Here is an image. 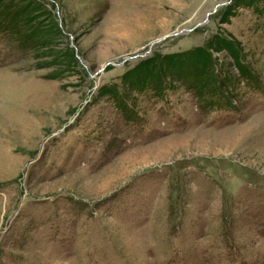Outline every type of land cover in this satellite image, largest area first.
Here are the masks:
<instances>
[{"label":"rangeland","instance_id":"rangeland-1","mask_svg":"<svg viewBox=\"0 0 264 264\" xmlns=\"http://www.w3.org/2000/svg\"><path fill=\"white\" fill-rule=\"evenodd\" d=\"M0 264H264V0H0Z\"/></svg>","mask_w":264,"mask_h":264},{"label":"trees","instance_id":"trees-1","mask_svg":"<svg viewBox=\"0 0 264 264\" xmlns=\"http://www.w3.org/2000/svg\"><path fill=\"white\" fill-rule=\"evenodd\" d=\"M219 42H222L223 43V47H221L222 49H224L226 52H228L229 56H234L235 58V63H234V66L238 69V70H242L244 71V69L247 67L243 64V59H244V56H243V53H242V50L241 48L237 47L235 44H232L231 42H227L225 41L224 39H219L218 40ZM228 45H232V47L228 46ZM194 62V61H193ZM180 63V62H179ZM183 63V62H181ZM188 62L185 61L184 65L182 66L184 69H185V75H187L188 70L189 68H191V72H193V76L195 75L194 74V69L193 67H191V64L192 62H189V64H187ZM193 64V63H192ZM197 65V64H196ZM182 75V74H181ZM197 76V75H196ZM195 76V77H196ZM194 77V78H195Z\"/></svg>","mask_w":264,"mask_h":264}]
</instances>
